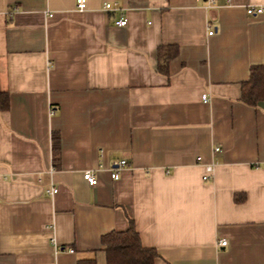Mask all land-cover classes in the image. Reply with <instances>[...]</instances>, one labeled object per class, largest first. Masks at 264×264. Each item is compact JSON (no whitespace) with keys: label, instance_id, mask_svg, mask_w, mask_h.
<instances>
[{"label":"crops","instance_id":"0c3cea01","mask_svg":"<svg viewBox=\"0 0 264 264\" xmlns=\"http://www.w3.org/2000/svg\"><path fill=\"white\" fill-rule=\"evenodd\" d=\"M87 4L0 0V264H109L103 236L131 222L154 264H264V100L242 101L264 0Z\"/></svg>","mask_w":264,"mask_h":264},{"label":"trees","instance_id":"16d2710c","mask_svg":"<svg viewBox=\"0 0 264 264\" xmlns=\"http://www.w3.org/2000/svg\"><path fill=\"white\" fill-rule=\"evenodd\" d=\"M178 52L177 46L163 47L159 52V70L168 71L170 60ZM251 76L242 84V101L248 105H257L264 100V64L252 65ZM10 95L0 89V110L8 108ZM54 162L58 165L60 159V138L53 137ZM102 248L107 253L109 264H154L159 256L157 248L146 247L142 244L141 236L134 222L124 231H110L102 239ZM78 264H95L94 259H83Z\"/></svg>","mask_w":264,"mask_h":264},{"label":"built area","instance_id":"2783aa9c","mask_svg":"<svg viewBox=\"0 0 264 264\" xmlns=\"http://www.w3.org/2000/svg\"><path fill=\"white\" fill-rule=\"evenodd\" d=\"M207 1V5L209 8L215 7L217 4V0H206ZM76 5L77 8L81 11H84L86 9H88V4H87V0H76ZM114 5L111 4L110 2H106L105 3V8L106 9H113ZM264 11V7L263 6H259V7H254L253 5H250L247 7L246 9V13L250 14V15H257V14H262V12ZM127 24V20L126 18H120L117 21V25L120 26H124ZM208 30H209V34L213 35L216 32H218L217 26L215 24L209 23L208 26ZM203 100L206 101L207 100V96L203 95ZM221 148L219 146H216L214 148L215 151H219ZM128 165V162L126 159H122L118 165V167H116L115 169L112 170L111 172V177H113L114 179H119L120 178V170L122 169L123 166ZM214 168H215V164L214 163H208L205 165V173L203 176V179L205 181H209L212 177H213V172H214ZM83 178L87 181V183L91 186L96 185L98 183V177L96 172L93 170H86L83 172ZM47 193H51V194H55L58 191V187H50V189L46 190ZM228 244V240L225 239H220L217 242V246L225 248V246H227ZM69 250L74 251L72 248H69Z\"/></svg>","mask_w":264,"mask_h":264}]
</instances>
